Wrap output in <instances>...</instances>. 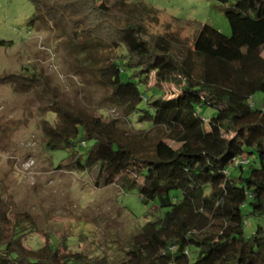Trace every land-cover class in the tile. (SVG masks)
I'll return each instance as SVG.
<instances>
[{
    "label": "trees",
    "instance_id": "obj_1",
    "mask_svg": "<svg viewBox=\"0 0 264 264\" xmlns=\"http://www.w3.org/2000/svg\"><path fill=\"white\" fill-rule=\"evenodd\" d=\"M30 1V24L58 30L121 111L88 117L58 103V123L43 125L47 150H69L57 169L96 171L95 187L136 190L163 215L110 262L61 253L64 239L26 248L35 222L12 219L0 197V264H264V110L253 104L264 93V0H214L230 5L231 35L202 25L190 45L146 39L141 17L157 10L143 2ZM36 75L28 80L45 95ZM165 84L178 94L165 98Z\"/></svg>",
    "mask_w": 264,
    "mask_h": 264
},
{
    "label": "rangeland",
    "instance_id": "obj_2",
    "mask_svg": "<svg viewBox=\"0 0 264 264\" xmlns=\"http://www.w3.org/2000/svg\"><path fill=\"white\" fill-rule=\"evenodd\" d=\"M130 2L157 10L141 17L146 39L169 34L190 45L202 25L226 36L232 32L225 16L230 5L214 0ZM34 12L30 0H0V197L12 219L27 213L35 222L36 229L24 240L26 248L39 250L47 241L57 246L64 239L68 248L62 245L61 253L77 250L113 262L124 255L129 238L163 211L156 203H144L136 190L95 187L96 171L57 169L69 150H47L43 125L58 123V103L88 117L117 119L121 111L58 30L49 22L30 24ZM33 73L48 96L28 80ZM149 85L155 86L154 75ZM163 92L171 98L179 91L165 84ZM253 104L264 110V93L254 95Z\"/></svg>",
    "mask_w": 264,
    "mask_h": 264
}]
</instances>
